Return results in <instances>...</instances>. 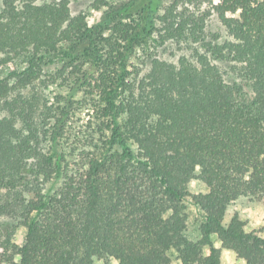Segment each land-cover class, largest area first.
Masks as SVG:
<instances>
[{
	"label": "trees",
	"instance_id": "obj_1",
	"mask_svg": "<svg viewBox=\"0 0 264 264\" xmlns=\"http://www.w3.org/2000/svg\"><path fill=\"white\" fill-rule=\"evenodd\" d=\"M201 1L232 40L207 41L209 14H179L173 5L158 18L160 0L109 6L91 29L84 15L72 16L69 0H3L0 54L29 55L22 71L0 79L3 264L16 253L22 264H92V256L170 264V247L184 264H220L215 250L201 256L213 234L248 264H264V240L244 235L238 218L225 223L230 199L264 200V0ZM154 33L157 43L197 46L176 64L153 57L145 73L131 71V54ZM65 45L63 69L45 74L44 57ZM69 68L74 88L98 98L83 138L67 126L72 98L51 103L36 89L43 75L54 85ZM195 179L210 193L190 194ZM50 181L61 182L54 193L44 188ZM189 198L203 217L197 241L184 235ZM169 209L175 214L162 219ZM19 226L28 233L23 248L9 244Z\"/></svg>",
	"mask_w": 264,
	"mask_h": 264
},
{
	"label": "rangeland",
	"instance_id": "obj_2",
	"mask_svg": "<svg viewBox=\"0 0 264 264\" xmlns=\"http://www.w3.org/2000/svg\"><path fill=\"white\" fill-rule=\"evenodd\" d=\"M50 0H38V3L49 2ZM127 0H106L105 5L100 10L96 8V0H69L70 11L72 16L84 15L88 22V26L96 25L105 17V13L109 10V6L119 5ZM175 5L177 13H193L198 16L209 14L206 18L204 33L207 41H213L218 39L219 43L232 40L225 26L219 20L217 14L212 10V5L209 2H202L201 0H160L159 10L157 17H162L167 8ZM3 6V0H0V9ZM157 29H161L160 22L156 24ZM157 37L154 33L153 38L148 39L147 44H143L137 48L130 56L128 65L129 69H138L141 74L145 73L149 68L150 59L157 57L170 63H177L179 58L183 55L190 57L191 49L196 47L195 44L186 42H178L177 40H170L167 42L157 43L155 41ZM68 45L62 46L61 49L53 54L46 55L43 62V70L46 73H57L64 67V54L67 52L66 48ZM29 55H7L0 54V79L5 78L10 73L15 71H22L28 63ZM11 65V67H10ZM227 68V66H225ZM72 68L66 70V73L62 75L63 78L57 77L56 84L52 85L53 80L46 75H43L41 80L38 82L39 85L36 89L40 90L45 99L51 103H57V97L72 98L73 108L70 110L69 120L67 126L72 136H79L83 138L84 135L92 129L95 125L96 115L92 111L94 101L98 100L96 95H90L88 89L76 90L74 88V79L69 74ZM71 96V97H70ZM75 138V137H74ZM74 138H71L70 143H73ZM72 148L68 147V150ZM135 150V148L133 147ZM61 185L60 181L48 182L44 188L46 191L54 193ZM193 187H196L193 185ZM206 187V186H205ZM187 207V204H186ZM196 214L199 219L194 223H191L192 231H189V225H187L186 236L191 241H197L199 239V226L203 221L201 212L194 206ZM187 210V208H186ZM189 213L188 215H190ZM225 223L228 220L225 219ZM23 227L19 226L18 228ZM17 228V230H18ZM16 230V232H17ZM264 231V229H262ZM15 232V233H16ZM105 264H111V261L106 258L103 259ZM171 264V263H170Z\"/></svg>",
	"mask_w": 264,
	"mask_h": 264
},
{
	"label": "clouds",
	"instance_id": "obj_3",
	"mask_svg": "<svg viewBox=\"0 0 264 264\" xmlns=\"http://www.w3.org/2000/svg\"><path fill=\"white\" fill-rule=\"evenodd\" d=\"M221 0H214V3L219 5ZM18 10H22L19 9ZM243 9L239 8L236 10V16H241ZM227 15H231L228 13ZM94 24L90 25L91 29ZM11 67V65H10ZM27 134V133H25ZM15 143V141H13ZM260 159L264 160V153L260 154ZM146 162V161H143ZM87 167V166H86ZM193 173L195 176H200L202 174V167L199 163L194 165ZM253 176V170L249 169V172L244 175V180L246 182H251ZM204 181L199 179L190 180L188 184L189 193L192 195H205L209 194V187H205ZM195 185L196 187H193ZM187 204L186 214L188 215V220L186 225H189V231H192L190 224L194 223L199 219L194 208L195 201L191 198L185 199ZM174 210L169 209L163 214L162 219H170L174 215ZM35 215V214H34ZM238 218L242 225V232L244 235H255L257 239L264 240V200L254 196L252 194H239L234 199H230L225 208V219L228 220L229 224L231 219ZM27 229L24 227L18 228L17 232L13 235L9 244L16 248H23L26 246L27 240ZM184 235H187L184 233ZM213 243L211 245L204 244L201 249V256L203 259H210L213 255V250L219 253L220 264H248L245 257H241L234 249H229L224 247L223 241L219 239L218 234H213ZM5 254V249L0 247V256ZM7 255H12L11 249L7 251ZM165 257L171 262V264H184L183 258L180 257V253L176 251L174 247H170L165 250ZM108 259L111 264H120V261L109 256ZM92 264H105L103 259H99L97 256L91 257ZM23 256L20 253L12 255L11 264H22ZM0 264H3L0 261Z\"/></svg>",
	"mask_w": 264,
	"mask_h": 264
}]
</instances>
